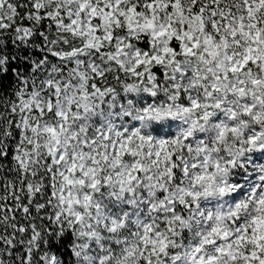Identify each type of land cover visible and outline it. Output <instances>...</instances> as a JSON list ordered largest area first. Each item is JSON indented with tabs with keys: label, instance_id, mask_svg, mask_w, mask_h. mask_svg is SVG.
<instances>
[{
	"label": "snow or ice",
	"instance_id": "1",
	"mask_svg": "<svg viewBox=\"0 0 264 264\" xmlns=\"http://www.w3.org/2000/svg\"><path fill=\"white\" fill-rule=\"evenodd\" d=\"M0 264H264V0H0Z\"/></svg>",
	"mask_w": 264,
	"mask_h": 264
}]
</instances>
